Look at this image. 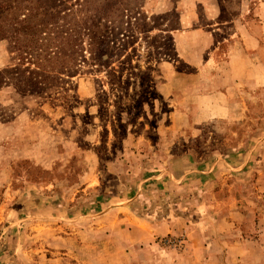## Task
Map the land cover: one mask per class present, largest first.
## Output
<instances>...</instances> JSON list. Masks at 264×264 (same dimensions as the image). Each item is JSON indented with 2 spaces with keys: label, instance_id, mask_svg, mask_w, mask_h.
<instances>
[{
  "label": "rangeland",
  "instance_id": "obj_1",
  "mask_svg": "<svg viewBox=\"0 0 264 264\" xmlns=\"http://www.w3.org/2000/svg\"><path fill=\"white\" fill-rule=\"evenodd\" d=\"M54 2L0 13V264H264V0Z\"/></svg>",
  "mask_w": 264,
  "mask_h": 264
},
{
  "label": "trees",
  "instance_id": "obj_2",
  "mask_svg": "<svg viewBox=\"0 0 264 264\" xmlns=\"http://www.w3.org/2000/svg\"><path fill=\"white\" fill-rule=\"evenodd\" d=\"M48 4L43 3L42 6L40 7L38 1L36 2V8H30V6H23L20 5V3L18 4L17 2L14 3H9L7 0H0V13L2 12H14L12 14H14L11 18L10 21L12 20H16L18 22V18H16V16L18 17V12H20L21 10L25 11L28 10L30 12V14L28 16H26V18L28 17V21L31 20L33 17V15H36L37 17V28H38V32L44 31L46 30V28H50V26L55 25V19L58 18V16H55V12L58 11V6L55 4L54 0H48ZM29 3V2H28ZM25 7V8H24ZM44 7V8H43ZM38 8V9H37ZM48 8V10H46ZM36 12V13H35ZM3 25V23H1ZM5 25V24H4ZM18 24H13L11 25V27H17ZM1 28V26H0ZM16 30V29H14ZM1 40L5 39V36H3L2 38H0ZM15 43V42H12Z\"/></svg>",
  "mask_w": 264,
  "mask_h": 264
}]
</instances>
